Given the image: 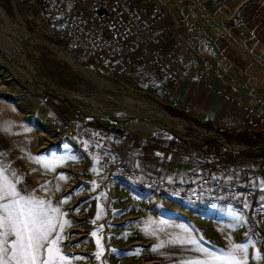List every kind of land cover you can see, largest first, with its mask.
<instances>
[{
	"label": "rangeland",
	"instance_id": "374dc122",
	"mask_svg": "<svg viewBox=\"0 0 264 264\" xmlns=\"http://www.w3.org/2000/svg\"><path fill=\"white\" fill-rule=\"evenodd\" d=\"M17 1L29 32L26 57L38 81L29 77L21 63L0 52V105L4 112L12 114L17 129L32 141L29 155L35 162L36 171L30 170L32 165H20L24 169L19 174L12 167L16 163L12 162L9 173L5 148L10 138L2 133L0 123V205L10 201L12 209L8 217L16 216L15 224L8 222L11 233L10 240L5 238L7 250L13 242L11 239L15 240L17 231L21 230L27 239L22 246L30 249L33 258L3 259L5 262L0 264H169L177 258L183 259L184 264H213L214 260L218 264H264V244L254 233L247 211L238 207L236 201L235 204L227 203V200L192 204L181 197L161 196L158 192L155 195L154 190L120 177L103 187L98 182L103 171L96 156L86 149L89 143L113 150L124 145L128 148L127 158L132 140L161 136L194 145L197 155L213 159L221 152L233 150L213 138L202 137L203 130L224 138L233 147H238L237 144L255 146L257 142L249 137L242 139L243 135L223 134L214 126L173 114L163 105L158 89L149 91L140 84L133 87L134 79L111 76L92 65L84 49L75 52L58 28L43 18L36 0ZM0 4L9 15L10 23H19L10 1L0 0ZM208 26L217 28L208 22L203 30ZM247 32L246 28L247 52L254 58L259 54V59L264 58L263 46ZM58 50L68 52L86 70L94 71L112 83L119 82L156 102L185 125L179 132L148 131L143 127L130 129L123 125L113 113H118L115 117L135 119L139 112L128 111L115 103L113 100L121 98L120 93L101 87L92 77L75 70L58 56ZM74 91L90 102H96L93 105L100 106L98 113L105 112L109 119H99L97 113L84 111L64 96ZM81 136L85 138L81 140ZM262 137L264 142V134ZM205 142L209 143V148L202 145ZM198 149L201 150L198 152ZM9 153L15 157L17 151ZM241 154L246 156L241 160L242 165H246V174L249 172L254 180L262 182L258 180L262 178L258 173L264 168V148ZM51 159L56 162L52 163ZM4 172L9 174V180L3 179ZM151 175L159 174L152 172ZM40 179L42 187L45 179L54 180V187L35 192L34 185ZM3 180L6 184L9 181V195L3 193ZM169 180L184 181L185 178L171 177ZM64 181L66 186L61 188ZM66 187L71 188L66 190ZM53 191L60 193L59 196ZM55 236L58 238L55 256H59L44 263L45 252ZM37 241L43 243L44 248L36 258ZM37 250L42 248L39 246Z\"/></svg>",
	"mask_w": 264,
	"mask_h": 264
},
{
	"label": "built area",
	"instance_id": "2783aa9c",
	"mask_svg": "<svg viewBox=\"0 0 264 264\" xmlns=\"http://www.w3.org/2000/svg\"><path fill=\"white\" fill-rule=\"evenodd\" d=\"M37 1L43 18L58 28L73 50L84 49L92 65L111 76L134 79L133 87L140 84L154 91L159 86L164 96L169 95L171 87L180 80L178 64L182 52L190 50L191 42L201 36L206 23L217 20L200 0ZM188 13L193 16L189 17ZM219 26L220 34L227 33L224 26ZM181 27L187 33L185 40L177 37ZM170 38L174 42L167 48L165 45ZM154 72L165 81L163 85L158 84ZM208 73L218 79L224 76L216 63L209 62L196 70V78L225 100H231L228 90L208 81ZM234 82L233 78L229 79V84ZM236 104L253 113L249 128L264 134V111L261 109L264 100L257 98V107L241 104L238 100ZM204 131L207 132L203 130L202 137L215 134ZM239 146V150L233 151L244 153L264 148V144L249 150L246 145ZM86 149L96 156L103 171L102 178L98 179L103 187L120 177L156 193L181 197L192 204L235 199L238 206L247 211L257 228L254 233L264 244V168L258 173L262 176V182L258 183L249 173L243 175L220 160L205 159L201 164L173 166L172 172L182 174L185 180L170 181L157 175L143 177L141 171L128 166L125 160L128 148L124 145L113 150L89 143ZM194 173L200 176L194 177Z\"/></svg>",
	"mask_w": 264,
	"mask_h": 264
},
{
	"label": "crops",
	"instance_id": "0c3cea01",
	"mask_svg": "<svg viewBox=\"0 0 264 264\" xmlns=\"http://www.w3.org/2000/svg\"><path fill=\"white\" fill-rule=\"evenodd\" d=\"M200 1L205 4V7L211 14L217 16L215 17L217 20L213 24H215L217 28L220 27L219 24L224 26L227 33L220 34L217 28L214 27L213 29L212 26H208L202 31L201 36L197 40L191 42L190 50L184 51L181 54L178 64L180 73L179 82L171 87V92L167 96L162 95L158 86L157 89L160 92L159 97L163 105L175 115L185 116L199 123L214 126L218 128L219 131H222V133L226 132L227 135L232 134L234 137L243 135L242 139H246V137L253 136L254 138L252 141H255L256 135L254 132L260 130L251 129L248 126V122L254 115L252 112L245 111L241 105H237L236 100L240 101L241 104L251 107L258 106L256 104L257 98H262L264 100V61L262 62L264 58L262 56V60L259 59L260 54L258 57L255 56L254 58V55L252 54L251 56L246 50L247 28V33L253 36L255 40H258L263 46L262 50L264 51V0ZM246 2L248 3L246 4ZM235 34L238 35L236 36ZM186 36V31L181 27L177 33V37L181 40H185ZM173 42L174 39L170 38L165 47L170 48ZM209 62L216 63L221 72L224 73V76L218 79L211 73H208V81L214 86L228 90L232 96L231 100H225L214 90L209 89L204 81L196 78V70ZM154 76L156 79L159 78L158 84L163 85L165 83L157 73L154 72ZM230 78L235 80L233 85L229 84ZM261 109L264 111V105ZM0 123L2 126V133L6 138H10L5 148V163H8L9 173L12 167H14L16 171L21 174L24 168L19 166L26 167L27 164L34 167H31L30 170L36 171L35 162L31 160L29 155V148L32 146V141H30L22 131L17 129L18 127L16 126L14 117L11 113L4 112V107L2 105H0ZM260 135L262 137L263 133L260 132ZM204 144L209 148L208 142L202 145ZM257 144L262 145L264 142L262 141ZM194 148V145L174 142L171 137L156 136L144 140L134 139L131 142L130 151L125 160L128 166L139 168L142 173H144L143 176L151 175L153 172V174H159L157 176L165 180H169L171 177L179 179L184 176L180 173H173V166L185 167L195 162L201 164L203 160L210 159L209 157L203 158V155H197ZM11 150L17 151L15 157H11L9 153ZM200 150L198 149L197 151L199 152ZM218 152L220 151L218 150ZM204 157H207V155H204ZM196 158H201V160ZM213 159L220 160L224 164L232 166L235 172L246 175V165H242L243 163L241 161L246 159V156L239 152L228 150L226 153L221 152V155ZM51 160L52 163L56 162V159ZM12 162L16 164L11 167L9 164ZM158 170L161 171L163 175H160L161 173H159ZM11 175L14 174L11 173ZM193 176L199 177L200 174L194 173ZM9 178V174L5 175L4 172L3 179L9 180ZM45 180L43 187V181H41V179L36 182L34 185L35 192L43 189L51 190L54 187V180ZM258 180H262V178H258ZM65 181L64 186L61 188L66 186ZM4 182L3 180L2 184L5 190L3 193L4 195H9V191L7 190L10 188L7 185L9 181H7V184ZM15 188L16 186H14V189ZM70 188L71 187H66V190ZM60 192L63 193V190ZM52 193H56L57 196L60 194L57 193V191H53ZM155 193L156 192H154V194ZM158 195L162 196L165 194L158 193ZM57 199L58 197L56 200ZM10 205V201H4L3 204L0 205V210L3 212L2 214L0 212V263L5 262L3 259L33 258L30 249H26L22 246L23 243H27L24 231H17L15 240L14 238L11 239L13 242L9 250H7L5 246V238H8L11 233L9 228L10 224L11 222L15 224V220L13 219L16 218V216H14L13 219H9L8 217L12 209ZM58 205L60 206L59 200ZM8 222H10V224H8ZM57 242L58 238L55 236L51 246L45 252L44 263L58 258L59 255L55 256V249L58 250L56 245ZM39 246L42 250H37ZM43 248V243L40 244L37 241L35 246L36 258L39 257L38 254H40V251L41 253L43 252ZM184 263L185 261L183 259L177 258L169 264ZM213 264L218 263L214 260Z\"/></svg>",
	"mask_w": 264,
	"mask_h": 264
},
{
	"label": "bare ground",
	"instance_id": "6f19581e",
	"mask_svg": "<svg viewBox=\"0 0 264 264\" xmlns=\"http://www.w3.org/2000/svg\"><path fill=\"white\" fill-rule=\"evenodd\" d=\"M9 1L19 23L12 25L10 23L9 15L4 10V7L0 4V52L6 55L10 60L21 63L25 67L29 77L35 81H38L35 77L33 66L26 57V44L29 37V32L26 30L24 15L21 14L17 0ZM58 56L70 64L75 70L92 77L93 80L101 87L107 89L109 88L114 92L120 93L121 98H115L113 100L115 103H120L124 107L128 108V111L139 112V116H137L135 119L121 118L119 116L115 117V115H118V113H113L114 118L117 121H120L123 125L129 127L130 129H139L140 127H143L148 131L168 130L179 132L185 125V123L182 122L180 118H172V116H170L156 102L133 92L132 89L120 84L119 82L112 83L108 79L102 78L96 72L86 70V68L68 52L58 50ZM64 96L78 104L84 111L92 112L93 114L97 113V117L99 119H109L104 111V113H98L99 110L97 109H99L98 107L100 106L93 105L96 102H90V99L87 100L86 97L81 93L74 91L66 93ZM139 109L140 111H138Z\"/></svg>",
	"mask_w": 264,
	"mask_h": 264
},
{
	"label": "water",
	"instance_id": "95a60500",
	"mask_svg": "<svg viewBox=\"0 0 264 264\" xmlns=\"http://www.w3.org/2000/svg\"><path fill=\"white\" fill-rule=\"evenodd\" d=\"M209 138H213V139H215L216 141L222 143L225 147H227V148H229V149H232V150H239V149H240V146H239V145H237L238 147H233V146H231V145H233V144L227 143L226 140H225L224 138H221L220 136H218V135H216V134L212 135V136L209 137ZM253 148H254V146H247V147H246L247 150H249V149H253Z\"/></svg>",
	"mask_w": 264,
	"mask_h": 264
},
{
	"label": "trees",
	"instance_id": "16d2710c",
	"mask_svg": "<svg viewBox=\"0 0 264 264\" xmlns=\"http://www.w3.org/2000/svg\"><path fill=\"white\" fill-rule=\"evenodd\" d=\"M36 2L39 4V2L36 0ZM75 52H79L80 50H74ZM223 134H226V132H223ZM254 134L256 135V138H255V141L257 142V143H259V142H262L261 140L263 139L262 137H261V135H260V131H255L254 132ZM249 138L250 139H253L254 137L253 136H249ZM174 141V140H173ZM133 167V166H132ZM134 168H136V167H134ZM137 170H139V171H141L139 168H136ZM227 203H231V204H235L236 202L233 200V201H231V200H227L226 201ZM251 226L253 227V230H254V232H256L257 231V228L256 229H254V225L251 223Z\"/></svg>",
	"mask_w": 264,
	"mask_h": 264
}]
</instances>
